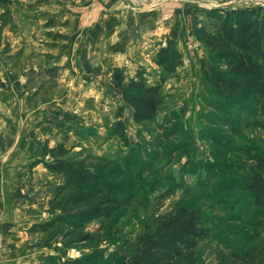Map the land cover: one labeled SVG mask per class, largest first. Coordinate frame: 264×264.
<instances>
[{"label":"rangeland","instance_id":"rangeland-1","mask_svg":"<svg viewBox=\"0 0 264 264\" xmlns=\"http://www.w3.org/2000/svg\"><path fill=\"white\" fill-rule=\"evenodd\" d=\"M166 1L0 6V190L19 189L26 180L28 211L18 230L26 233V246L16 245L26 257L4 264H62L91 253L98 264H115L140 235L155 231L157 217L181 206L195 210L206 230L187 264H228L250 245L256 231L244 184L255 157L264 155V99L210 94L200 82L205 53L195 29L207 24V9L254 8L264 0ZM144 10L159 20L168 10L176 34L183 30L171 40L182 54L174 73L155 65L156 54L132 52ZM114 62L125 83L142 70L149 84L160 86L162 104L151 121H133L109 80ZM57 144L67 158L128 190L127 207L74 231L50 228L57 214L50 202L64 178L43 162Z\"/></svg>","mask_w":264,"mask_h":264},{"label":"trees","instance_id":"trees-1","mask_svg":"<svg viewBox=\"0 0 264 264\" xmlns=\"http://www.w3.org/2000/svg\"><path fill=\"white\" fill-rule=\"evenodd\" d=\"M13 0H0L8 7ZM207 24L195 29V40L204 50L200 59V82L215 98L260 101L264 99V6L254 8H211L205 10ZM154 63L164 73H174L182 64V54L173 41L161 46ZM109 80L132 111L136 124L149 122L162 104L159 85L147 82L138 70L125 83L119 67H113ZM48 172L61 175L64 184L50 202L57 214L49 227L72 231L84 224L109 218L124 210L131 200L120 183H106L99 174L81 162L67 158L61 144L47 149ZM245 190L251 207L256 234L250 245L231 255L228 264H264V155L246 180ZM155 231L140 235L130 253L115 264H187L206 230L198 213L181 206L155 219ZM72 233V232H70ZM98 254L63 258L62 264H98Z\"/></svg>","mask_w":264,"mask_h":264},{"label":"crops","instance_id":"crops-1","mask_svg":"<svg viewBox=\"0 0 264 264\" xmlns=\"http://www.w3.org/2000/svg\"><path fill=\"white\" fill-rule=\"evenodd\" d=\"M152 5L154 4L152 3ZM154 10L156 11V9ZM160 11L163 12V10ZM142 13L140 15L141 22L138 26L140 35L131 49L136 54L140 51L141 57L150 52L153 58L161 46H164L170 40H175L177 36L183 33V30L181 32L179 30L176 34L173 27L174 20H172L168 10L163 13L164 15L160 17V20L158 14L154 11L144 10ZM115 66L121 67L119 63L114 62L113 67ZM17 201L21 203H16ZM27 213L26 180L22 182V187L19 189L10 190L9 192L0 190V264L8 261L13 262L17 256L20 259L26 257V254L21 251L24 248H16V245L20 243L22 247L26 246V233L19 236L20 232L18 230L26 227Z\"/></svg>","mask_w":264,"mask_h":264},{"label":"bare ground","instance_id":"bare-ground-1","mask_svg":"<svg viewBox=\"0 0 264 264\" xmlns=\"http://www.w3.org/2000/svg\"><path fill=\"white\" fill-rule=\"evenodd\" d=\"M99 50V49H98ZM98 58V57H97Z\"/></svg>","mask_w":264,"mask_h":264}]
</instances>
